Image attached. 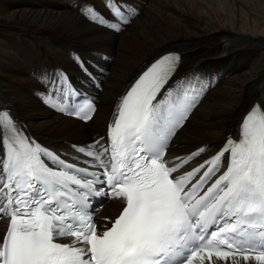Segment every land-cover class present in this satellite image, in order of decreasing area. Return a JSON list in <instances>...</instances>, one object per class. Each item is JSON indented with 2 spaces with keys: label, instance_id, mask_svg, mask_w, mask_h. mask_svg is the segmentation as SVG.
Listing matches in <instances>:
<instances>
[{
  "label": "snow or ice",
  "instance_id": "obj_1",
  "mask_svg": "<svg viewBox=\"0 0 264 264\" xmlns=\"http://www.w3.org/2000/svg\"><path fill=\"white\" fill-rule=\"evenodd\" d=\"M105 6L116 23L106 21L91 6L82 11L117 32L134 13L122 10L118 0H105ZM179 59L177 54L162 56L121 97L109 124L108 147L101 145L103 150L97 152L99 140L87 149L73 146L92 158L86 162L91 167L103 169L99 173L61 159L27 136L9 111L0 110V215L10 217L0 238V264H193L194 260L215 264L229 258L239 264L237 257L264 264V105H254L245 115L238 140L229 137L216 155L174 177L185 164L210 151L203 146L176 157L179 163L163 159L206 87H189L183 98L177 90L174 102L173 90L167 89L156 100ZM65 80L53 84H60L64 92ZM67 94L71 99L74 91ZM45 102L70 115L84 112L80 117L84 120L95 112L87 101V111L83 106L72 111L54 94ZM225 153L226 170L205 191L223 166ZM108 192L122 199L125 207L112 226L98 234L88 201ZM64 237L74 239L57 242Z\"/></svg>",
  "mask_w": 264,
  "mask_h": 264
},
{
  "label": "bare ground",
  "instance_id": "obj_2",
  "mask_svg": "<svg viewBox=\"0 0 264 264\" xmlns=\"http://www.w3.org/2000/svg\"><path fill=\"white\" fill-rule=\"evenodd\" d=\"M86 1L0 0V109L9 110L43 144L63 150L100 137L125 85L155 56L169 51L181 57L177 80L187 78L198 89L206 85L202 101L171 141L170 158L208 146L210 151L193 160L205 159L254 102L264 105V0H125L139 14L117 34L82 18L79 9ZM91 52L108 61L98 60L104 79L100 91H94L96 111L83 125L32 94L36 79L53 75V68L76 72L70 53L87 57Z\"/></svg>",
  "mask_w": 264,
  "mask_h": 264
},
{
  "label": "rangeland",
  "instance_id": "obj_3",
  "mask_svg": "<svg viewBox=\"0 0 264 264\" xmlns=\"http://www.w3.org/2000/svg\"><path fill=\"white\" fill-rule=\"evenodd\" d=\"M137 48H133V50H136ZM192 88H195V89H197V90H199L197 87H192ZM200 97L202 98V95H201V93H200ZM44 103H45V101H43ZM49 104V103H48ZM53 138V141H57V139L56 138H54V137H52ZM38 140H41L42 141V139H39V138H37Z\"/></svg>",
  "mask_w": 264,
  "mask_h": 264
}]
</instances>
